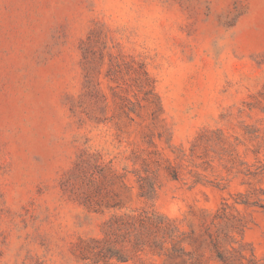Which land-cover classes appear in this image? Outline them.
<instances>
[{"label": "rangeland", "instance_id": "374dc122", "mask_svg": "<svg viewBox=\"0 0 264 264\" xmlns=\"http://www.w3.org/2000/svg\"><path fill=\"white\" fill-rule=\"evenodd\" d=\"M81 153L117 207L72 198ZM150 204L185 254L99 264H223L214 238L264 264V0H0V264H88L110 215Z\"/></svg>", "mask_w": 264, "mask_h": 264}, {"label": "trees", "instance_id": "16d2710c", "mask_svg": "<svg viewBox=\"0 0 264 264\" xmlns=\"http://www.w3.org/2000/svg\"><path fill=\"white\" fill-rule=\"evenodd\" d=\"M153 153L136 152L135 159L140 160L141 173H138L139 194L147 200H153L156 195V176L150 165L154 160ZM97 167L92 155L81 153L75 163L72 198L89 212H102L104 207H117L118 203L109 204L103 194V183L98 182L94 169ZM168 175L177 179L178 171L174 166H165ZM138 171V170H137ZM242 203H249L248 198H242ZM175 219L157 210L153 204L131 209L127 212L113 213L102 225L100 237H90L79 252V259H88V264H99L98 260L116 258L126 260L130 255L148 249L153 252H164L167 256H182L185 254L179 245L180 236ZM169 244L168 251L165 245ZM216 256L223 264L229 263V258L218 251L217 240L213 239ZM93 256V257H92Z\"/></svg>", "mask_w": 264, "mask_h": 264}]
</instances>
